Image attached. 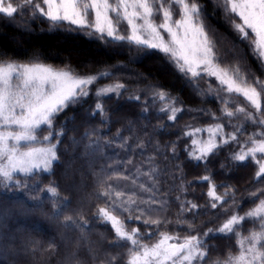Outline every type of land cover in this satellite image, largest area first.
I'll return each mask as SVG.
<instances>
[{
  "label": "snow or ice",
  "instance_id": "obj_1",
  "mask_svg": "<svg viewBox=\"0 0 264 264\" xmlns=\"http://www.w3.org/2000/svg\"><path fill=\"white\" fill-rule=\"evenodd\" d=\"M212 2L224 13L237 41L246 43L264 66V0ZM205 7L200 0H0V19L13 26L27 30L43 19L50 30L63 27L99 42L112 57H129L127 62L80 71L71 64L62 68L47 64L42 53L20 60L0 52V205L21 219L33 220L37 231L41 221L78 231L75 249L59 264H86L79 255L80 241L94 264H264V79L243 71L238 61L222 65L215 33L205 23ZM133 51L138 53L134 57ZM150 57H158L162 68L173 69L195 95L216 99L219 115L203 107H185L163 84L139 87L148 81L143 73H134L135 88L119 79L100 85ZM92 98L85 119L99 117V125L87 128L79 139L71 137L65 147L68 125L77 116L64 115L61 123L62 114ZM114 98L117 107L110 112L105 101ZM121 100L136 119H127L124 129L107 136L102 126L111 132V125L119 122L113 115L124 107ZM185 114L211 122L185 123L176 139L164 144L149 135L148 124L142 125L143 138L136 132L137 123H150L155 115L168 123L157 124L154 132L171 134L170 128ZM185 140L190 141L182 149L185 161L169 166V158L179 161L178 146ZM81 144L88 155L103 161L93 166L99 170L92 172L95 207L90 218L83 207H71L72 200L61 195L56 180L44 183L62 164L61 156ZM221 153L231 164L255 168L240 199L238 189L227 180L217 183L213 178L209 165ZM137 156L142 159L137 161ZM189 165L202 166L207 174L187 180ZM220 169L229 174L228 164L220 163ZM164 182L170 184L166 190ZM205 183V205L187 198L194 194V185ZM245 202L254 206L241 214ZM173 203L177 205L174 219L168 215ZM209 213H213L210 219L195 224L201 214ZM89 219L113 230L107 248L89 240ZM248 222L253 227L245 235L242 229ZM215 239H235L236 250L226 245L221 252L219 245L210 243ZM4 251L15 253L10 248ZM15 254H31L34 262L48 264L59 255L57 236L48 241L30 237Z\"/></svg>",
  "mask_w": 264,
  "mask_h": 264
},
{
  "label": "trees",
  "instance_id": "obj_2",
  "mask_svg": "<svg viewBox=\"0 0 264 264\" xmlns=\"http://www.w3.org/2000/svg\"><path fill=\"white\" fill-rule=\"evenodd\" d=\"M205 7V23L209 26L211 32L215 33V39L217 42V54L222 57L221 63L223 66H229L237 61L241 64L243 71H251L261 79H264V71H262V65L254 58L251 49L246 43H240L237 41L234 33L230 30L224 13L216 8L212 0H200ZM19 20V17H17ZM105 46L101 45L89 37L82 34H76L71 31H67L64 28H58L50 30L49 24L46 20L38 19L28 26V29H22L17 26H13L11 23L4 19H0V52H6L10 57H15L20 60H26L32 56L33 53H42L41 59L47 64L54 66L64 67L66 64H71L74 68L80 71H94L103 68L106 64L111 65L116 63L117 60L127 62L129 60L128 55H121L112 57L104 50ZM136 51L132 52V56H136ZM161 61L158 57H150L142 59L141 61L130 64L131 72L117 73L112 81L102 80L101 83H111L117 79L129 85V87H137L134 83L135 72L143 73L148 77V81L141 83L139 87H144L145 83L163 84L173 95H178L184 102L185 107H203L215 111L219 115V103L211 96H205L203 98L195 95L191 88L184 86V81L174 72L173 69L162 68ZM215 87V82L213 81ZM206 86L204 83H202ZM127 95V94H126ZM241 102H243L241 100ZM94 103V98L88 99L87 103L82 107H76L69 109L65 114H62L60 122H63L64 115L71 116L76 114L77 119L74 123L68 125L67 136L64 139L65 147H69V141L71 137L79 139L84 131L91 127L99 125V117L95 119H85V110ZM106 107L110 109V112L117 107L115 98L113 100L105 101ZM121 104L124 105L119 112L113 115V120H118V123L111 125V132L107 131L108 126H102L105 128V135L111 136L116 132V129H124L127 119L135 120V112L130 110V107L121 100ZM138 110V107H137ZM211 121L206 118L202 119L197 117L193 120L191 115L185 114L182 119L179 120L176 127L170 128V133L154 132V126L157 124H167L168 122L163 118H156L152 116L149 123L148 120H143L136 125V132L142 138L144 136L145 129L143 124H148L146 131L149 135L158 139L161 144L176 139V133L180 126L185 123H193L196 126L210 123ZM254 129L249 128V132ZM129 135L127 131L124 133ZM247 135V134H245ZM245 137H242L243 139ZM86 143V141H83ZM190 143V141H182L178 146L180 151L179 161H173L171 158L167 161L171 166L175 163H183L186 159L185 153L182 151L184 144ZM70 147L69 151L61 156L62 164L55 169V175L49 176L44 179V183L47 184L50 180H56L60 185V192L62 196L68 197L72 200V208L81 206L86 211V218H90L94 211L95 204L93 203V190L94 180L92 176L93 171H98V167H93L98 163H103L99 158H93L88 155L83 147ZM151 151V149H150ZM226 153H221V156L217 160L209 165L213 178L219 183L221 180H227L232 184L237 191V199L245 196V189L251 181L254 175L255 168L252 165L248 167H240L235 164H231L230 161L224 159ZM137 161L142 159L137 156ZM158 159H161L158 157ZM220 163L229 165L230 171L227 176L223 174V170L220 169ZM163 167V163L161 164ZM188 173L187 180H193L197 176L207 174L204 168L201 166L199 169H193L190 165L185 168ZM43 179V175L40 177ZM170 187L168 182H164L165 190ZM195 189L194 194H190L187 198L195 201L197 204L205 205L208 198L206 196L207 184H196L193 186ZM192 190L190 189V192ZM218 191H221L218 189ZM102 203V202H100ZM254 205L250 202H245L242 207L243 211L248 210ZM177 210V205L172 204L168 215L175 218L174 213ZM71 214V213H70ZM213 213L203 215L195 221L197 226L202 222L211 218ZM33 220H25L15 216L9 207L0 205V264H39V260L33 261L31 254H15L26 245L27 240L35 238L42 241H48L53 234L57 236V244L59 245V255L53 256L48 264H59L64 259V256L75 249V244L79 240L80 233L73 229H64L55 222L41 221L42 228L37 231L32 227ZM91 231L87 232L89 240L99 247H108V242L114 239V232L110 226H103L97 222L89 219ZM130 227H137L139 225L132 224ZM205 227H213L212 224H207ZM253 227L251 222L245 224L242 231L247 234V229ZM49 228L51 231H49ZM171 230V229H169ZM100 234H104L106 239H103ZM184 234V233H182ZM63 237V240H61ZM151 242V241H146ZM220 246L221 252L224 251L226 245H232L233 251L236 250L235 239L231 241H224L215 239L210 241ZM80 257L86 262V264H94L91 257L87 253V248L84 241H80ZM14 249V252H5L4 249ZM112 251L123 252L125 249H112ZM215 255V254H214ZM47 256V254H45Z\"/></svg>",
  "mask_w": 264,
  "mask_h": 264
},
{
  "label": "rangeland",
  "instance_id": "obj_3",
  "mask_svg": "<svg viewBox=\"0 0 264 264\" xmlns=\"http://www.w3.org/2000/svg\"><path fill=\"white\" fill-rule=\"evenodd\" d=\"M49 27H50V25H49ZM61 28H63V27H61ZM51 65V64H50ZM54 66V65H53ZM54 67H57V68H62V67H59V66H54ZM215 82V79L213 78V80H212V82ZM201 83H204L205 85H206V82L205 81H202ZM216 83V82H215ZM103 84H107V83H101V81H100V85H103Z\"/></svg>",
  "mask_w": 264,
  "mask_h": 264
}]
</instances>
